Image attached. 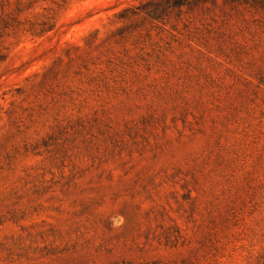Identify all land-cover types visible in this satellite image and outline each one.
<instances>
[{
	"label": "rangeland",
	"instance_id": "1",
	"mask_svg": "<svg viewBox=\"0 0 264 264\" xmlns=\"http://www.w3.org/2000/svg\"><path fill=\"white\" fill-rule=\"evenodd\" d=\"M0 264H264V0H0Z\"/></svg>",
	"mask_w": 264,
	"mask_h": 264
}]
</instances>
